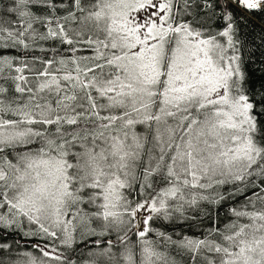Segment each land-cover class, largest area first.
Segmentation results:
<instances>
[{
	"label": "snow or ice",
	"instance_id": "1",
	"mask_svg": "<svg viewBox=\"0 0 264 264\" xmlns=\"http://www.w3.org/2000/svg\"><path fill=\"white\" fill-rule=\"evenodd\" d=\"M0 264H264V0H0Z\"/></svg>",
	"mask_w": 264,
	"mask_h": 264
}]
</instances>
